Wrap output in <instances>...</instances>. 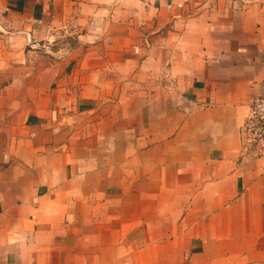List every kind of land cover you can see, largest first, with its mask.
<instances>
[{"label":"crops","instance_id":"1","mask_svg":"<svg viewBox=\"0 0 264 264\" xmlns=\"http://www.w3.org/2000/svg\"><path fill=\"white\" fill-rule=\"evenodd\" d=\"M264 0H0V264L264 260Z\"/></svg>","mask_w":264,"mask_h":264},{"label":"built area","instance_id":"2","mask_svg":"<svg viewBox=\"0 0 264 264\" xmlns=\"http://www.w3.org/2000/svg\"><path fill=\"white\" fill-rule=\"evenodd\" d=\"M241 131L244 142L264 155V93L250 103Z\"/></svg>","mask_w":264,"mask_h":264},{"label":"rangeland","instance_id":"3","mask_svg":"<svg viewBox=\"0 0 264 264\" xmlns=\"http://www.w3.org/2000/svg\"><path fill=\"white\" fill-rule=\"evenodd\" d=\"M249 264H264V260L257 262V263H249Z\"/></svg>","mask_w":264,"mask_h":264}]
</instances>
